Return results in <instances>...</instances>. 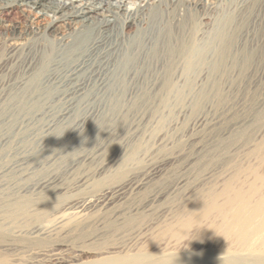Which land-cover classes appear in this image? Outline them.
I'll use <instances>...</instances> for the list:
<instances>
[{"label":"bare ground","instance_id":"bare-ground-1","mask_svg":"<svg viewBox=\"0 0 264 264\" xmlns=\"http://www.w3.org/2000/svg\"><path fill=\"white\" fill-rule=\"evenodd\" d=\"M0 30V238L15 224L0 241V264L18 261L19 241L44 243L60 229H93L89 241L121 235L161 202L169 203L156 247L124 254L113 247L90 261L42 250L43 264H264V151L256 168L226 163L193 189L185 180L155 189L178 158L193 163L218 150L212 141L207 147L216 111L206 105L182 132L179 119L170 123L175 132L155 137L143 167L131 166L126 147L144 114L124 132L92 126L102 114L147 108L153 102L142 100L161 92L179 100L184 117L207 102V80L264 83V0H0ZM172 80L190 85L171 93ZM82 135L99 142L56 173L57 143ZM178 143L183 152L165 161L160 150ZM40 171L46 175L33 180ZM113 175L121 177L98 187ZM151 189L140 207L136 199ZM27 217L37 224L26 228Z\"/></svg>","mask_w":264,"mask_h":264},{"label":"rangeland","instance_id":"rangeland-1","mask_svg":"<svg viewBox=\"0 0 264 264\" xmlns=\"http://www.w3.org/2000/svg\"><path fill=\"white\" fill-rule=\"evenodd\" d=\"M128 3L131 5V2ZM19 21L21 22L22 20L19 19ZM1 24L7 26L9 22H2ZM1 35L3 36V32L0 30V36ZM2 36L0 38H2ZM4 55L5 47L0 45V56L3 57ZM172 81V83L168 84L167 88L168 92L171 93H174L176 89L185 90V88L190 85L187 82L185 84L184 82ZM206 84L207 102L203 101L196 108H192L184 117L180 116L177 110V106L180 103L179 100L176 101V99L167 92L166 94L161 92L155 99L151 97L150 100L146 98L142 100V103L145 102L146 104L153 102V105L147 108H141L138 111L132 110L125 114H102L97 117L92 126L95 129L107 128L118 132H124L127 130L132 118L138 114H144L146 120L141 123L140 132L137 134V137L129 140L126 147V150L130 149V151L134 152L131 159V166L143 167L145 165V153L152 147L156 136L159 134L172 136L175 130H172L169 124L178 121V119L180 123L176 131L182 132L186 130L188 126H190L191 121L195 119L198 113L204 111L207 105V110L211 107L212 110L217 112V117H220L218 126L207 129V147L211 146L212 141V145H218V150L212 147L210 152L207 151L205 157H199L196 161H193V163H189V158L186 156L178 158L179 161L170 166L168 174L160 180L155 189H159L160 192L166 191L180 180H185L188 190L193 189L207 180V174L218 172V170L222 169L223 164L225 165L226 163H232L226 165V167L231 168V170H236L237 167L233 166L237 164H242V167L247 164L246 167H243L244 170L250 165L249 168H256L255 165H259L260 161L254 158L258 154H263L262 152L264 151V83L252 85L248 80L228 82L207 80ZM167 96L168 99L165 98ZM201 104L203 107H201ZM208 117L211 120L212 114H209ZM15 119L16 116L11 117L8 126L11 127ZM106 121L107 123L104 124ZM1 129L0 127V131ZM84 136L82 135L72 140L67 139V141L63 143H57V148L62 154L55 164L56 167L54 169L56 173L61 175L79 153L91 152L99 142L98 138L95 136ZM27 146L26 148H28V150L30 149L33 153L34 146L32 144H28ZM184 149V145L178 143L175 147H171L170 149L166 147L160 150V155L165 156V161H169L171 160L169 156H174L179 152H183ZM116 150V146L113 145L107 149L105 155L111 154ZM191 153L194 154L192 151ZM4 154V152H1L0 158L4 157ZM44 156L45 155L38 156V160L42 161ZM194 157L195 155L193 158ZM10 160V158H3L1 164L7 163ZM45 175V172L40 171L32 179L35 180ZM120 177L121 176L113 175L105 180H101L98 182V187L112 183L115 180L117 181ZM155 189L148 190V193H144L136 199L140 207L147 202L150 195H152L151 193L155 192ZM181 198L182 194L178 193L172 202L176 201L178 205ZM61 201H65V199L62 198ZM166 203H155L157 205L142 209L140 218L133 219L130 223L125 224L122 228L125 232L121 235L112 237L101 236L98 237L96 241H89L88 237L94 233L93 229L87 230L85 233H67L65 228V230H58L57 235L44 243L40 241L21 240L18 243L17 251H15L18 261L12 264H43L42 254L39 252L42 250H48L50 253H55L59 256L63 255L65 258L77 254L81 258L79 261H90L98 258L107 249L113 247L117 249L120 248L118 250L123 254L134 253L137 250L145 251L147 247H156L158 244L157 241L161 239L158 238L160 226L167 215V210L165 209ZM33 224H37V221L32 217L25 218L23 222L26 228ZM14 227L15 224L5 226L4 237L9 236L10 230ZM144 228L146 229L143 231ZM141 231L143 232L136 236V233ZM3 238H0V241H2ZM0 256L6 257L4 253H0Z\"/></svg>","mask_w":264,"mask_h":264}]
</instances>
